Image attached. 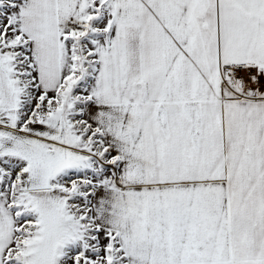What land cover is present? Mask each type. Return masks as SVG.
<instances>
[{
	"label": "snow or ice",
	"instance_id": "6c2138e0",
	"mask_svg": "<svg viewBox=\"0 0 264 264\" xmlns=\"http://www.w3.org/2000/svg\"><path fill=\"white\" fill-rule=\"evenodd\" d=\"M0 264H264V0H0Z\"/></svg>",
	"mask_w": 264,
	"mask_h": 264
}]
</instances>
